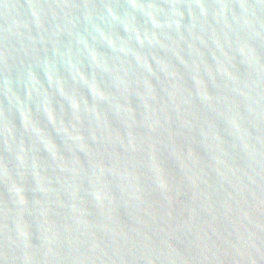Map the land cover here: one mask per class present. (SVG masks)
Returning a JSON list of instances; mask_svg holds the SVG:
<instances>
[{"label":"water","instance_id":"1","mask_svg":"<svg viewBox=\"0 0 264 264\" xmlns=\"http://www.w3.org/2000/svg\"><path fill=\"white\" fill-rule=\"evenodd\" d=\"M0 264H264V0H0Z\"/></svg>","mask_w":264,"mask_h":264}]
</instances>
